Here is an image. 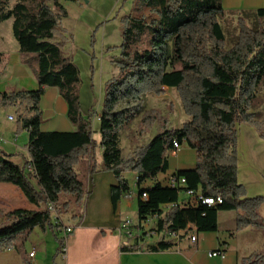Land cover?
<instances>
[{
  "label": "trees",
  "instance_id": "1",
  "mask_svg": "<svg viewBox=\"0 0 264 264\" xmlns=\"http://www.w3.org/2000/svg\"><path fill=\"white\" fill-rule=\"evenodd\" d=\"M67 2L74 0H0V24L12 20L20 61L30 68L39 85L37 91L0 93V109L23 107L24 113L17 117V132L29 133L23 165L0 150V183L17 186L31 204L43 209L0 210V251L19 252L22 264H31L25 249L36 229L51 231L60 247L65 244L49 207L59 215L68 214L73 208L81 209L87 198L86 183L77 169L88 161L94 148V126L93 118L85 119L80 112V72L65 53L69 42L63 25L68 17ZM146 9L153 18L142 15ZM134 13L122 20L123 41L116 62L119 77L107 83L99 116L104 169L118 181L112 188L113 204L130 190L123 175L135 173L138 219L157 216L160 234L185 231L189 226L202 233L216 232L221 211L236 212L231 237L249 227L261 229L264 198H246V189L238 181L237 128L252 126L264 140V120L253 113L262 104L259 91L264 87V9L239 14L230 49H226L221 25L230 12L223 9L221 0H138ZM251 17L256 21L253 26L248 24ZM9 59L8 54L0 53V62L6 64ZM46 88L58 90L75 131H42L40 104ZM165 88L178 92L188 116L181 129L169 128V120L156 110L143 113L145 96H160ZM139 117L140 135L155 124L159 132L147 144L122 156L120 134ZM174 141L186 143L199 154L194 169L173 175L185 179V186L156 183L143 187L168 171ZM187 191L221 198L222 203L185 206L181 197ZM143 194L147 200L142 199ZM167 205L174 206L164 211ZM174 246L163 238L151 251ZM139 249L135 244L122 250ZM243 263L264 264V257L253 255Z\"/></svg>",
  "mask_w": 264,
  "mask_h": 264
},
{
  "label": "crops",
  "instance_id": "2",
  "mask_svg": "<svg viewBox=\"0 0 264 264\" xmlns=\"http://www.w3.org/2000/svg\"><path fill=\"white\" fill-rule=\"evenodd\" d=\"M221 3L223 9L230 12V17L234 19H238L241 12H255L264 9V0H221ZM145 12H150V10L146 9L142 13L146 17ZM252 19L255 20L254 17ZM0 40H3L1 36ZM11 46H13L12 51L0 52L10 56L7 70H0L2 75L0 93L20 89L37 91L39 85L30 68L20 61L18 43H11ZM40 108L43 115V132L75 131V127L67 116V104L56 88H46ZM0 111L3 114L0 120V150L14 155L13 161L18 165H23V159L27 156L29 133L17 132V119L13 116L16 107L0 109ZM9 116H12L14 120L10 121ZM95 118L93 124L95 123L96 126L98 123L99 129V118L97 120ZM94 129L98 130L96 127ZM237 129L238 181L246 189V198H264V140L259 137L252 126L239 125ZM122 133L120 134V146L122 156H125L131 154L136 147L130 144V150L125 154L122 147ZM93 141L94 148L88 159L92 163L88 169L87 198L81 208L82 212L72 215L65 225L74 227L73 232L65 241L66 254L61 255L62 247L51 231L42 232L36 229L29 240L31 246L28 249V257L29 253L36 249V257L29 258L31 264H244L243 261L253 255L264 257V225L261 229L246 228L231 237L230 235L236 229L237 215L234 211L218 213L216 232L202 233L195 228L192 235L196 236V243L191 242L188 236H184L175 243L173 248L162 252L151 251L161 237L140 241L137 235L133 238L121 235L118 229L125 219H131L135 223L139 221L137 200L126 201L121 198L115 205L113 204L112 188L118 186V181L111 172L104 169V149L100 133L94 132ZM198 158V152L183 143L176 156H168V171L158 175L155 180L145 182L143 187H152L156 183L167 186V181L177 171L194 169ZM123 177L130 190L138 192V175L125 173ZM130 180L134 183L132 184ZM187 198L182 196L181 201ZM18 209L43 211L42 208L31 204L17 186L0 183V210L11 212ZM261 214L264 218V205ZM63 236L59 233L60 238ZM135 244L140 247L139 250L133 252L122 250L124 246ZM215 251L225 252L226 258H210L208 254ZM17 261L22 264V258Z\"/></svg>",
  "mask_w": 264,
  "mask_h": 264
},
{
  "label": "rangeland",
  "instance_id": "3",
  "mask_svg": "<svg viewBox=\"0 0 264 264\" xmlns=\"http://www.w3.org/2000/svg\"><path fill=\"white\" fill-rule=\"evenodd\" d=\"M137 3L138 0H74V2L64 3L68 17L63 20V25L69 39L65 53L80 72L79 103L80 112L85 119L90 116L94 119L96 115L95 120L99 118L105 101L107 83L119 77L116 62L120 59V47L123 41L122 20L134 13ZM12 6L13 2H10L9 7ZM145 15L147 19L154 17L151 12H145ZM237 20L231 18L230 15L221 20L226 36V49H230L235 42ZM255 22L251 17L248 24L251 26ZM0 36L3 38L0 40V52L12 51L11 43L16 44L17 42L12 33L11 20L0 24ZM6 67L7 63L0 62V70H7ZM259 98L262 104L255 108L253 113H256L259 120H264V87L259 91ZM153 110L158 111L161 116L169 120L171 129H181L188 120L180 96L175 89H164V93L160 96L146 95L143 113ZM23 113V107H16L13 116L17 119ZM1 118H3V114L0 111V120ZM140 121L141 117L123 130V133L121 132L125 154L130 150V144L133 147L143 146L159 132V125L155 124L147 133L140 135ZM10 125L12 124L10 123ZM93 125L98 129V123L96 126L95 123ZM94 132L99 133V129H94ZM91 163V161H86L77 169L78 175L84 183H87L88 169ZM130 182L134 183L132 180ZM80 212H82L81 209L73 208L68 214L59 215L56 213L52 215V219L54 223L60 222L66 225L72 215ZM30 246L31 243L28 242L25 249L27 256ZM11 251H0V264H19L17 260H20L22 255L19 252ZM41 255L43 256V252Z\"/></svg>",
  "mask_w": 264,
  "mask_h": 264
},
{
  "label": "built area",
  "instance_id": "4",
  "mask_svg": "<svg viewBox=\"0 0 264 264\" xmlns=\"http://www.w3.org/2000/svg\"><path fill=\"white\" fill-rule=\"evenodd\" d=\"M8 118L10 121L14 120L12 116H9ZM181 146L182 145L178 141H174L173 149L169 152V155L176 156L180 152ZM185 184H186L185 179L178 180L174 176H171L169 180L167 181V186L171 188L184 187ZM183 196L188 197L187 200L183 201L182 203L185 206L197 207L200 203L212 206V205L222 203L221 198H217V199L206 198L203 196L201 192L187 191ZM122 199L126 201L137 200L138 193L129 190L128 192L123 194ZM142 199L147 200L148 199L147 194H143ZM173 206L174 205L165 206L164 211L168 210L170 207H173ZM49 209L52 215L56 214V211L53 209V207H49ZM157 222H158L157 216L149 217L143 221H138L136 223L131 219H125L121 223L118 230L121 235H124L128 238H133L134 236L137 235L140 241H142L143 239H154V238L161 237V239L164 238L166 241H172L174 243H177L182 237L188 236L191 242L196 243L197 238L195 235H192L193 231L195 230V227L189 226V228L185 231L164 235V234H160L157 231ZM55 225L58 226L59 233L64 235L63 238L66 241L68 235L73 232L74 227L65 226L63 223H60V222L55 223ZM65 254H66V247L64 244V246L61 248V255L64 256ZM208 256L210 258L219 257L221 259H225L226 253L223 251H215V252L209 253ZM35 257H36V249H33L29 253V258L34 259Z\"/></svg>",
  "mask_w": 264,
  "mask_h": 264
}]
</instances>
